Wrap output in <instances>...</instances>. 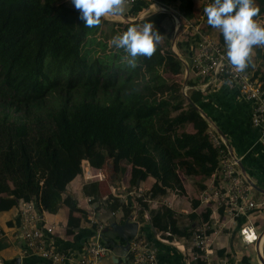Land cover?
Here are the masks:
<instances>
[{"label": "trees", "instance_id": "1", "mask_svg": "<svg viewBox=\"0 0 264 264\" xmlns=\"http://www.w3.org/2000/svg\"><path fill=\"white\" fill-rule=\"evenodd\" d=\"M152 1L176 10L181 21L195 19V0ZM255 1L254 20L264 16V0ZM137 3L148 6L144 0ZM170 20V14L149 13L127 24L101 17L98 25L85 27L71 0H0V212L21 200L33 201L42 214H56L66 206L67 232L72 233L86 214L63 196L81 175L83 161L104 172L107 181L109 166L124 174L121 164L127 162L131 186L155 179L152 198L183 190L179 171L211 177L218 151L209 142L208 123L192 105L203 95L193 89L183 95L175 78L184 73L185 64L171 45L162 44ZM146 22L161 39L151 56H137L133 68L124 60L123 49L109 41L129 26ZM207 28L215 29L209 24ZM219 38L224 41L222 34ZM257 56L264 64V53L260 50ZM255 77L264 88V75L259 78L257 72ZM190 125L193 134L185 131ZM100 186L88 183L85 195L98 200ZM199 204L195 201L194 209ZM140 205L149 209L141 200ZM106 206L125 216L132 212L115 198ZM189 217L196 220L194 214ZM150 218L157 232L170 233L169 239H189L199 225L209 222L210 213L193 229H182L167 208L150 211Z\"/></svg>", "mask_w": 264, "mask_h": 264}, {"label": "crops", "instance_id": "2", "mask_svg": "<svg viewBox=\"0 0 264 264\" xmlns=\"http://www.w3.org/2000/svg\"><path fill=\"white\" fill-rule=\"evenodd\" d=\"M252 2L254 7L258 6L255 0H252ZM121 6L123 11L120 15L109 14L102 18L111 23L127 24L136 20L140 21L148 15L149 7L143 3L129 5L127 0H122ZM203 9L204 0H195V19L193 21H181L179 17V23L176 24L173 19L176 28L173 39H171V45L174 46L172 51L185 64V71L182 74H185L183 87L186 86L188 90L200 91L203 95L202 101L196 105L198 111L208 123L209 129L215 130L228 141L232 153L242 163L244 175L258 188L253 193L255 199L261 200L264 199V146L260 142L259 129L252 124V103L242 96L237 87H230L223 82L209 83L196 77L191 71L189 74L186 73L187 66L191 63L193 46L198 40L196 30L200 28L215 38H219L221 34L217 29L209 30L207 28V18L203 13ZM255 22L264 27V16L256 19ZM169 35L167 28V37ZM178 44L182 45L181 49L177 48ZM260 50L264 53V47L260 45L252 47L247 66V70L254 76L258 72L259 78L264 75L263 61L257 56ZM206 83L209 86H206ZM185 130L189 134L194 133L191 125L186 127ZM123 163L126 165L124 174H116L112 170V166H109L110 169L107 172L105 171L109 176V180L101 182L100 196L94 202L103 205V212L109 209L106 204L112 198L118 199L131 208V213L136 216V221L144 228L145 235L140 234L139 236L143 237L156 249L158 264H186V253L183 252V247L189 251L191 238L185 239L173 236L171 240L168 238L171 235L166 236V233L156 231L151 222L150 211H158L163 208L169 209L174 214L182 229H189L191 225L193 229L196 224L202 222L203 216L207 212L210 213L209 222L213 231L211 236L212 254L208 257L207 264H261L259 257L253 259L244 250L252 248L251 251L258 256V248H261L260 253L263 255L264 231L259 234L257 221L260 222L259 218H264V214L257 211L250 218L252 222L257 224L256 232L260 235L259 244L246 245L240 235V229L245 219L230 221L223 210L216 213L212 207H209L202 200L204 192L216 184L217 179L214 173L211 177L204 179L189 177L183 171H179L183 190H170L166 196L154 198V204L149 206L151 209L146 210L139 205V202L134 198V194L143 192L146 196L150 195L156 181L150 177L144 182L139 181L136 186H131V167L127 162L124 161ZM92 169L97 171V169ZM86 185L82 175H79L68 185L63 196L64 198L71 197L82 213L86 214V217L82 218L80 228L73 230L72 233L67 232L70 210L66 206H62L56 214L47 212L42 214L46 225L53 228L52 234L45 235L47 245L56 252L72 251L80 253L94 237L95 228L87 220V212L84 209L86 198H93L85 195L84 187ZM195 201L200 204L198 208L194 209L193 203ZM115 213L118 218H123L124 213L121 210ZM191 214L196 215L195 221L189 217ZM80 216V213L75 214L77 218ZM20 226L21 216L18 205L9 211L0 212V264H16L17 259L21 260V264H52L39 255L24 254L26 242L21 238ZM161 239H167L168 241L165 242ZM109 260L113 264V259Z\"/></svg>", "mask_w": 264, "mask_h": 264}, {"label": "built area", "instance_id": "3", "mask_svg": "<svg viewBox=\"0 0 264 264\" xmlns=\"http://www.w3.org/2000/svg\"><path fill=\"white\" fill-rule=\"evenodd\" d=\"M137 1L139 0H127V4L134 5ZM144 1L148 2L147 14H170L175 23H179L180 16L176 10L152 0ZM209 3L210 0H204V8ZM196 34L198 40L193 46L191 63L187 66L186 73L189 74L191 71L196 77L209 83L223 82L230 87H237L242 96L252 103V124L259 129L260 142L264 146L263 82L246 68L238 71L228 62L226 46L220 38H215L200 28L196 30ZM206 86L209 84L206 83ZM187 90L186 86L182 89L185 97H187ZM207 135L211 145L218 151V166L214 172L217 180L216 184L204 192L202 200L216 213L223 210L230 221L244 218L245 221L240 229L243 242L246 245L259 244L260 235L256 232V223L250 218L254 212L264 211V199H255L254 189L248 177L241 172L240 159L232 153L228 141L213 129H208ZM81 168V175L86 184L106 180L105 174L100 170L93 171L88 161H83ZM134 198L139 205L140 200L146 204H154V198L150 195L146 196L143 192L134 194ZM18 207L21 216L20 234L26 242L24 254L39 255L52 264H103L104 260L112 258V252L97 237L103 229L99 222V216L103 213V205L94 202L93 198H86L84 209L87 212V220L95 228V234L80 253L72 251L60 253L48 247L45 235L52 234L53 228L46 225L35 203L21 200ZM212 234L210 222L203 223L193 231L189 251L183 247V252L186 253V264H207V259L212 254ZM166 236H170V233H166ZM161 240L168 241L167 239ZM128 255L127 264H158L156 249L139 235L131 241Z\"/></svg>", "mask_w": 264, "mask_h": 264}, {"label": "clouds", "instance_id": "4", "mask_svg": "<svg viewBox=\"0 0 264 264\" xmlns=\"http://www.w3.org/2000/svg\"><path fill=\"white\" fill-rule=\"evenodd\" d=\"M122 0H71L79 10V19L85 27L101 22L106 15H120ZM258 9L252 0H210L203 9L207 23L223 36L228 62L238 71H243L249 63L254 45H264V27L258 25L253 17ZM161 39L160 33L151 22L131 25L122 34L113 37L109 44L123 49L124 60L130 67H136L137 56L149 57Z\"/></svg>", "mask_w": 264, "mask_h": 264}, {"label": "water", "instance_id": "5", "mask_svg": "<svg viewBox=\"0 0 264 264\" xmlns=\"http://www.w3.org/2000/svg\"><path fill=\"white\" fill-rule=\"evenodd\" d=\"M188 102L192 104L189 100ZM192 105L198 110L196 105ZM239 168L244 174V168L241 162H239ZM249 182L254 190L258 189L254 183L250 180ZM99 222L103 226V229L100 235L96 236L112 252L113 263L127 264L129 261L128 252L130 250L131 241L140 234L145 235L143 232L144 228L140 226L138 221H135V215L132 213L128 216L123 215V218L119 219L111 209H107L100 214ZM258 257L261 264H264L260 252H258ZM16 264H21V260L17 259Z\"/></svg>", "mask_w": 264, "mask_h": 264}, {"label": "rangeland", "instance_id": "6", "mask_svg": "<svg viewBox=\"0 0 264 264\" xmlns=\"http://www.w3.org/2000/svg\"><path fill=\"white\" fill-rule=\"evenodd\" d=\"M166 26H167V28H168V31H169V33H170V35H169V37L167 38V40H164L163 42H162V44H164V42H167L169 45H171V39H173V36H174V32H175V28H176V25H175V23L173 22V20H170V21H168V22H166ZM201 27H203V26H201ZM205 27V26H204ZM263 27V26H262ZM110 29H107V31H105V33L106 34H111L110 32ZM189 31H191V30H189ZM99 38L101 37V36H98ZM113 37H115V36H113ZM112 37V38H113ZM110 42V41H109ZM181 44V43H180ZM261 47H264V45H260ZM172 47H174V46H172L171 45V48ZM173 49V48H172ZM184 76H185V74L184 75H180L179 77H177V78H175V80L177 81V82H179L181 85H182V88H183V82H184ZM186 131V130H185ZM125 164L123 163L122 164V167L123 168H125ZM254 193V192H253ZM1 197H2V195H1ZM148 205V208H149V206H150V204H147ZM151 209V207L148 209V210H150ZM262 214H264V211L262 212ZM262 216V215H261ZM120 219V218H119ZM260 219V222L259 221H257L258 222V232H259V234H261L263 231H264V218L263 217H260L259 218ZM257 225V224H256ZM251 249L252 248H250V249H246V250H244V252L246 253V254H248L250 257H252L253 259H258V256L255 254V253H253L252 251H251ZM258 251L259 252H261L262 251V249L261 248H258ZM262 257H264V248H263V255H262ZM103 264H111V262H110V260L109 259H106V260H104L103 261Z\"/></svg>", "mask_w": 264, "mask_h": 264}, {"label": "bare ground", "instance_id": "7", "mask_svg": "<svg viewBox=\"0 0 264 264\" xmlns=\"http://www.w3.org/2000/svg\"><path fill=\"white\" fill-rule=\"evenodd\" d=\"M181 246V245H180Z\"/></svg>", "mask_w": 264, "mask_h": 264}]
</instances>
